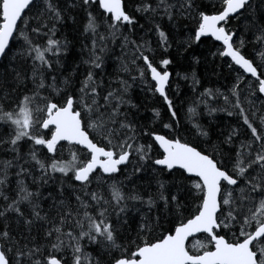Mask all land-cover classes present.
<instances>
[{"label": "snow or ice", "instance_id": "snow-or-ice-1", "mask_svg": "<svg viewBox=\"0 0 264 264\" xmlns=\"http://www.w3.org/2000/svg\"><path fill=\"white\" fill-rule=\"evenodd\" d=\"M0 264H264V0H0Z\"/></svg>", "mask_w": 264, "mask_h": 264}, {"label": "trees", "instance_id": "trees-1", "mask_svg": "<svg viewBox=\"0 0 264 264\" xmlns=\"http://www.w3.org/2000/svg\"><path fill=\"white\" fill-rule=\"evenodd\" d=\"M205 2H208V0H205ZM234 23H235V21H234ZM210 44H211V40L209 39L205 43H202L200 45V48L198 49V51H201V52L205 51L206 48L208 47V45H210Z\"/></svg>", "mask_w": 264, "mask_h": 264}]
</instances>
